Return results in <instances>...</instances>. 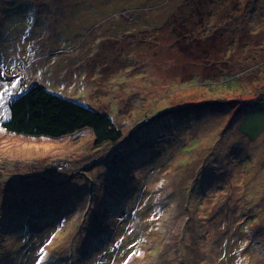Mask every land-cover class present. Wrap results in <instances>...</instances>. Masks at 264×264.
Wrapping results in <instances>:
<instances>
[{"label": "rangeland", "instance_id": "obj_1", "mask_svg": "<svg viewBox=\"0 0 264 264\" xmlns=\"http://www.w3.org/2000/svg\"><path fill=\"white\" fill-rule=\"evenodd\" d=\"M0 72L2 129L40 83L123 132L0 131V264H264V0H0ZM49 181L65 220L7 225Z\"/></svg>", "mask_w": 264, "mask_h": 264}, {"label": "trees", "instance_id": "obj_2", "mask_svg": "<svg viewBox=\"0 0 264 264\" xmlns=\"http://www.w3.org/2000/svg\"><path fill=\"white\" fill-rule=\"evenodd\" d=\"M204 103H199L197 106L201 107L206 104L207 106L211 105L209 108L213 109L228 107L221 105L223 104L221 101ZM9 109L10 118L1 121V125L11 133L60 138L89 128L94 133L96 145L106 142L116 143L122 141L123 138V132L117 126L112 115L78 100L51 92L40 83L17 93L9 102ZM200 110L199 113H202L205 109ZM48 172L55 175L54 171ZM119 173L121 174L122 171ZM33 181L35 183L34 179ZM62 183L54 187V183L49 181L35 188L31 193H24V195L18 191L13 199L11 197V200L7 201V204L10 205V207L8 205L9 208L7 207V213H10V216L4 220L5 223L9 225L11 222L15 228L23 233L31 225L37 226L43 221L45 224L52 225L60 222L67 213L73 210L74 205L73 198L64 195L62 189H59ZM112 187L117 189L114 182ZM25 197L30 201H25V205L23 203V214H21V205H19L21 203L18 201L25 200ZM18 208H20L19 211ZM103 222L105 219L94 224L101 225ZM22 247L19 246V248Z\"/></svg>", "mask_w": 264, "mask_h": 264}, {"label": "snow or ice", "instance_id": "obj_3", "mask_svg": "<svg viewBox=\"0 0 264 264\" xmlns=\"http://www.w3.org/2000/svg\"><path fill=\"white\" fill-rule=\"evenodd\" d=\"M18 84H20L18 79L7 81L3 79V73L0 72V109H3L6 106V103L13 95L12 89H15ZM8 118H10V109ZM0 131H4V129L0 128ZM49 243H51V241H49ZM40 252L43 253L44 249L41 248ZM39 260L42 262L44 257L40 256ZM125 264H127V261H125Z\"/></svg>", "mask_w": 264, "mask_h": 264}, {"label": "built area", "instance_id": "obj_4", "mask_svg": "<svg viewBox=\"0 0 264 264\" xmlns=\"http://www.w3.org/2000/svg\"><path fill=\"white\" fill-rule=\"evenodd\" d=\"M14 70H20L21 72H23V67L21 66V64H18L17 66L14 67Z\"/></svg>", "mask_w": 264, "mask_h": 264}]
</instances>
